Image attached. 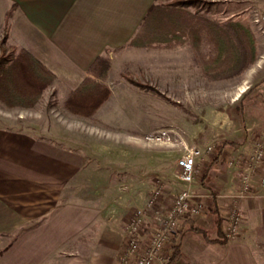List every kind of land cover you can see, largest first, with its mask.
Wrapping results in <instances>:
<instances>
[{
  "label": "crops",
  "instance_id": "obj_1",
  "mask_svg": "<svg viewBox=\"0 0 264 264\" xmlns=\"http://www.w3.org/2000/svg\"><path fill=\"white\" fill-rule=\"evenodd\" d=\"M154 1L0 0V36L12 8L6 44L26 50L52 72L55 79L43 96L50 90L64 101L85 78L93 77L88 69L107 49L111 65L103 84L110 93L94 117L109 125L106 118L118 88L113 81L123 77L124 68L132 59L138 68H146L152 64L146 59L149 53L176 49L115 50L133 36ZM121 88L125 89L123 84ZM20 128L0 125V264H118L123 222L138 204L132 205L131 195L115 186H104L100 194L101 189L91 185L92 177L106 168L77 149L69 155L66 144L76 141ZM225 151L213 167L208 168L212 160L204 159L201 169L208 168L206 177L193 185L194 190L223 194L236 190V169L226 166ZM85 185L91 192L85 193ZM148 195L141 197L142 204ZM221 200L215 198L216 207ZM206 204L207 212L192 220L215 238L216 226L209 217L212 199ZM239 206L240 231L225 242L207 241L180 221L171 239L180 255L170 264H264V196L244 199Z\"/></svg>",
  "mask_w": 264,
  "mask_h": 264
},
{
  "label": "rangeland",
  "instance_id": "obj_2",
  "mask_svg": "<svg viewBox=\"0 0 264 264\" xmlns=\"http://www.w3.org/2000/svg\"><path fill=\"white\" fill-rule=\"evenodd\" d=\"M211 1L218 4L209 6L210 14L220 20L235 18L249 22L257 38L258 58L241 76L208 80L201 75L189 46L158 50L146 58L156 68L152 64L138 68L141 66L132 59L128 69L124 68L123 77L113 81L118 88L110 104V117L106 118L109 125L75 116L64 106V96L54 95L50 90L32 108H9L0 101V125L21 126L22 130L46 136L62 134L69 141H76L67 142L69 155L78 150L86 159L89 155L106 168L90 182L101 189L100 194L104 186H115L117 191L131 195L132 205L140 206L141 197L149 194L155 179H159L168 203L183 187L176 164L184 152L183 141L188 147L211 144L216 155L221 143L233 141L235 148L225 144L222 150L245 155L253 139L264 133V24L254 22V13H264V0ZM126 76L147 83L158 92L141 89L129 83ZM251 85L254 88L242 98L243 110L239 112L241 95ZM58 123L69 127L60 128ZM161 130L169 131L170 141L147 138ZM215 154L206 159L219 160V153ZM203 166L202 163L200 167ZM88 191L91 188L86 186L85 193Z\"/></svg>",
  "mask_w": 264,
  "mask_h": 264
},
{
  "label": "trees",
  "instance_id": "obj_3",
  "mask_svg": "<svg viewBox=\"0 0 264 264\" xmlns=\"http://www.w3.org/2000/svg\"><path fill=\"white\" fill-rule=\"evenodd\" d=\"M217 4V1L211 0H155L133 36L125 45L115 50L123 47L173 49L186 45L192 50L195 63L206 79L228 80L239 77L257 60L258 41L249 22L235 18L220 20L210 14L209 6ZM11 12L12 8L7 11L5 30L0 36V101L9 108H32L43 97L46 88L53 83L55 75L26 50L6 44L7 21ZM107 52L106 49L105 54L98 55L90 65L88 71L93 77L85 78L67 95L63 104L69 112L96 122L94 113L110 93L103 84L111 65ZM126 79L141 89L158 92L155 87L132 76H126ZM253 88L254 85H251L241 95V103L237 105L239 112L243 110L242 98ZM225 144L234 148L236 146L233 141H224L218 147L219 155ZM216 161L217 157L208 168L213 167ZM208 168L201 173L203 182ZM214 201L215 198H212L209 210L216 226L217 237L211 238L207 230L195 225L192 216L184 217L180 221L188 224L187 230L200 233L207 241L225 242ZM172 249L168 264L180 255L178 245L173 244ZM2 251L0 249V253Z\"/></svg>",
  "mask_w": 264,
  "mask_h": 264
},
{
  "label": "built area",
  "instance_id": "obj_4",
  "mask_svg": "<svg viewBox=\"0 0 264 264\" xmlns=\"http://www.w3.org/2000/svg\"><path fill=\"white\" fill-rule=\"evenodd\" d=\"M257 21L264 24V13H254V22ZM168 132L157 131L147 138L170 141ZM183 145L184 152L176 161L177 177L183 187L165 203L161 181L155 179L144 204L131 209L123 222L125 239L118 264H168L173 253L171 239L179 228L180 219L204 215L208 210L207 199H222L217 205L222 233L225 239H233L239 233L243 219L239 203L247 198L264 196V133L253 139L250 151L245 155L224 152L226 166L236 169V190L226 194L199 193L193 189L195 183L202 182L200 165L215 154V147L211 144L188 147L184 141Z\"/></svg>",
  "mask_w": 264,
  "mask_h": 264
}]
</instances>
